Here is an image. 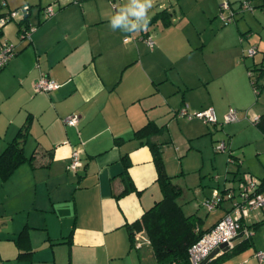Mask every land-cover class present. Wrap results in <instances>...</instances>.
I'll return each mask as SVG.
<instances>
[{
  "label": "crops",
  "instance_id": "1",
  "mask_svg": "<svg viewBox=\"0 0 264 264\" xmlns=\"http://www.w3.org/2000/svg\"><path fill=\"white\" fill-rule=\"evenodd\" d=\"M5 1L0 12L31 5L28 21L35 28L30 39L19 40L18 23L13 30L9 23L1 27V37L14 41L16 52L0 70V95L14 99L5 112L0 109V153L30 114L24 152L34 160L0 179V264H143V248L151 255L148 237L142 230L131 238L128 224L161 195L150 144L163 151L173 143L164 133L183 117L176 115L183 106L187 111L212 107L218 123L223 121L231 106L218 94L230 78L243 80L242 95L248 96L245 71L264 69V0H252L257 9L240 13L241 22L234 18L235 25L219 29L216 24L213 37L199 35L202 25L207 20L213 25L223 2L240 0H169V6L161 1L149 9L150 20L163 9L169 15L149 23L148 31L135 38L110 27L111 16L125 0ZM47 6L53 8L49 17L43 13ZM178 14L198 33L195 40L173 25ZM154 25L160 35L150 47L145 38ZM250 28L260 31L252 40V56L241 35ZM160 50L168 53L167 72L149 59ZM41 76L59 87L35 91ZM261 113H253L252 121ZM70 114L78 116L75 125L64 122ZM149 122L162 130L148 140L135 137ZM76 148L83 166L74 172L67 164ZM129 183L134 188L116 196ZM246 223L255 224L253 235L240 236L235 244L248 240L249 245L220 264H258L254 253L264 249V207ZM22 252L29 254L18 259Z\"/></svg>",
  "mask_w": 264,
  "mask_h": 264
},
{
  "label": "rangeland",
  "instance_id": "2",
  "mask_svg": "<svg viewBox=\"0 0 264 264\" xmlns=\"http://www.w3.org/2000/svg\"><path fill=\"white\" fill-rule=\"evenodd\" d=\"M161 1L166 6L170 5L169 0H153L152 7H157V3ZM126 3L127 0L124 1V4ZM172 3L175 5V1ZM232 4L235 6L237 5L236 2ZM253 9L255 10L257 8L255 7ZM248 12L251 11L246 10L244 12H237L235 14L237 22L242 21L243 16H240V13L246 15ZM218 13L219 10L214 19H212V21L214 20V23L211 27L208 25L209 20L202 25L203 27H201L199 35L213 37L215 35L214 31L216 30V24H218V29L235 25L234 22L236 20L224 24V22L219 19ZM179 18L180 14H178V18L172 23L175 27L183 30L180 31V35H183V33L185 35L188 34L192 37V40H195V37L199 36L198 33L195 34V31L191 26L186 25L187 22L184 21V19L180 22ZM245 18L247 19L246 16ZM194 19L197 21V18ZM202 20L203 18L201 17V20L198 22H202ZM14 26L16 28L15 22L12 21L8 24V29L13 30ZM183 26L184 29H182ZM150 29H152L150 36L153 41H155V37L160 35L159 27L154 25ZM259 32V28H250L242 32L244 34L241 35L244 36L245 43L246 41L249 42L247 43L249 45L244 47V49L256 46L252 45L254 43L252 40L259 35ZM131 35L132 38H135L139 35V32H127L126 38H130ZM223 35H225V32ZM156 46L157 45L153 48L155 49ZM208 46L209 45H207V47ZM142 48L144 52L149 51L145 45H142ZM212 56L213 54L211 55V58ZM167 57V50H160L158 53L150 55L149 59L157 63L159 68L163 69V72H165L169 68L166 61ZM243 59L246 60V63H249L252 60L249 56H244ZM225 63L228 64L227 61H225ZM250 69H252L253 73L251 78L253 80L258 78V95H256L254 91L247 70L245 71L246 82L250 88L248 96L242 95L243 80L239 78H230L228 85L218 94V98L221 99V97H223V101L229 103L231 109H234L239 113V120L231 123H222L223 121H219L218 124L212 125L205 124L201 119L194 116L192 119L183 116L180 117L181 119H175L173 124H169L170 128L164 133L165 138L169 137L171 141L173 140V143L168 142L166 144V147L162 151V156L166 159V161L163 162L166 173L173 176V182L182 190L177 202L181 204L185 215L195 213L197 216L201 217L203 220V227L210 226L223 214L222 208L218 207L211 211H207L203 205L204 199L211 195L213 189L222 188L224 184L235 186L236 182L232 180L237 177L236 172L238 171H248L260 179L264 178V136L252 121L253 113L264 111V75H260V73H262L260 67L255 66L250 67ZM168 74H170V71H168ZM212 83H214V81L210 82L209 85ZM220 83L221 82L219 81L218 84ZM0 101H4L0 103V109L5 112L8 103H13L14 99H9L7 101L0 95ZM246 110L248 111V116H245ZM187 112L188 114L193 115L196 111L188 109ZM182 130L183 134L181 133ZM221 140L225 141L227 150L225 152H217L214 149L215 144L219 143ZM25 148L27 154H29V147L26 146ZM229 152L241 160L239 166L237 163H231L228 161ZM225 178L227 181L224 180ZM159 198H161V195ZM148 254V248H143V264H155L152 255L148 256Z\"/></svg>",
  "mask_w": 264,
  "mask_h": 264
},
{
  "label": "built area",
  "instance_id": "3",
  "mask_svg": "<svg viewBox=\"0 0 264 264\" xmlns=\"http://www.w3.org/2000/svg\"><path fill=\"white\" fill-rule=\"evenodd\" d=\"M6 6L5 0H0V9ZM114 8L115 4L112 5ZM254 5L252 0H240L237 5L230 4L228 1L222 3L219 11V18L224 23L232 22L237 12H243L246 10H252ZM225 10V12H224ZM30 6L25 4L15 8L5 9L0 12V28L6 24L14 21L18 23L17 37L19 40H25L31 38V33L34 30V26L26 24V15L30 13ZM53 14V8L47 6L44 9L45 17H49ZM145 42L152 47L154 41L151 36H146ZM16 52V43L14 41L4 39L0 37V68H2L9 59ZM256 52L255 47L246 49V54L252 56ZM249 77L253 76L252 69H248ZM59 83L54 79L41 76L35 83L34 89L38 92H48L59 87ZM255 93L258 92V87H254ZM178 116L187 115L189 118L197 117L207 124H217V117L212 107H207L202 110L196 111L193 115L188 114L185 106L181 107L177 111ZM239 119V113L234 109H229L224 117L223 122L231 123ZM258 117L253 119L255 122ZM78 121L76 114H70L64 118V122L68 125H75ZM215 151L225 152L226 144L224 140L214 146ZM228 161L231 163H237L239 166L241 160L228 153ZM83 166L82 159L80 157L79 149H73L70 154V159L67 164V169L71 171H77ZM232 181L236 182V185L224 184L222 188H215L212 190L211 195L206 197L203 201V205L207 211H211L214 208H222L224 210L222 216H220L216 222L205 231L201 237L188 248V259L191 264H200L207 260L215 249H217L214 257L222 254L223 252L233 248L236 240L241 236L249 238L253 235V228L248 226L246 219L251 216L253 211L264 207V192L261 189L262 181L257 176L248 171H238ZM224 180L227 181L225 178ZM225 245L226 249H222L220 246ZM254 256L258 260V264H264V249L256 250ZM213 258V257H211ZM210 258V259H211Z\"/></svg>",
  "mask_w": 264,
  "mask_h": 264
},
{
  "label": "trees",
  "instance_id": "4",
  "mask_svg": "<svg viewBox=\"0 0 264 264\" xmlns=\"http://www.w3.org/2000/svg\"><path fill=\"white\" fill-rule=\"evenodd\" d=\"M29 6L31 10V5ZM44 9L45 7L43 8V13ZM29 14L26 15L25 22L26 24L33 26L28 21ZM167 15H169L168 12L163 9L153 16L150 23L156 22L158 19ZM164 24L167 25V21L164 22ZM1 36L2 31L0 28V37ZM2 68H0V70ZM260 70L262 71L260 75H264V69ZM250 79L253 87H258V78L253 80L250 77ZM258 93L259 88L256 95H258ZM31 123L32 115L29 114L24 123L19 127L15 137L7 142L6 146L0 153V179L2 181L7 179L22 163L33 162L34 157L32 155L27 156L24 152V143L28 136ZM254 123L257 129L264 136V111L258 116V119ZM161 130L162 129L160 127L149 122L137 129L134 136L148 140L151 136L157 134ZM150 147L152 149L153 161L157 171L156 181L161 190V198L156 200L151 207L146 209L139 219L128 224L130 237L132 238L134 232L137 231L143 230L146 232L148 237V247L151 251L155 264H191L188 259V248L195 243L205 231L209 230L210 227L203 228L202 218L197 216L195 213L189 215L184 214L181 204L177 202L182 190L176 183L173 182V176L168 175L165 171L162 159V150L160 148L161 145L151 143ZM261 181V189L264 191V178L261 179ZM133 188L134 186L132 183H129V185L126 184L123 191L116 196L130 191ZM254 225H252V227H254ZM24 233L25 232L22 231L20 233V237L23 236ZM248 245V240L236 243L233 248L223 252L221 255L205 260L200 264H220L223 260L237 252H240ZM28 254L29 252L19 253L17 258H25Z\"/></svg>",
  "mask_w": 264,
  "mask_h": 264
},
{
  "label": "clouds",
  "instance_id": "5",
  "mask_svg": "<svg viewBox=\"0 0 264 264\" xmlns=\"http://www.w3.org/2000/svg\"><path fill=\"white\" fill-rule=\"evenodd\" d=\"M152 6L153 0H127V3L119 6L111 16V29L128 33L147 32L150 23L148 11Z\"/></svg>",
  "mask_w": 264,
  "mask_h": 264
},
{
  "label": "water",
  "instance_id": "6",
  "mask_svg": "<svg viewBox=\"0 0 264 264\" xmlns=\"http://www.w3.org/2000/svg\"><path fill=\"white\" fill-rule=\"evenodd\" d=\"M222 249H226V247H225V245L223 244V245H221L220 246ZM216 252H217V249H215L214 251H212V253L210 254V256H209V258L208 259H210L211 257H214V255L216 254ZM207 259V260H208Z\"/></svg>",
  "mask_w": 264,
  "mask_h": 264
}]
</instances>
